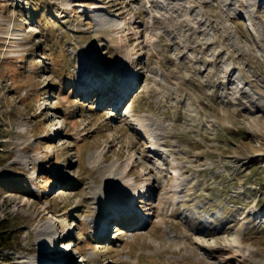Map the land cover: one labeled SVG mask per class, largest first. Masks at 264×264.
Instances as JSON below:
<instances>
[{"label": "rangeland", "instance_id": "rangeland-1", "mask_svg": "<svg viewBox=\"0 0 264 264\" xmlns=\"http://www.w3.org/2000/svg\"><path fill=\"white\" fill-rule=\"evenodd\" d=\"M63 263L264 264V0H0V264Z\"/></svg>", "mask_w": 264, "mask_h": 264}, {"label": "bare ground", "instance_id": "bare-ground-1", "mask_svg": "<svg viewBox=\"0 0 264 264\" xmlns=\"http://www.w3.org/2000/svg\"><path fill=\"white\" fill-rule=\"evenodd\" d=\"M98 8V7H97ZM64 264V263H63Z\"/></svg>", "mask_w": 264, "mask_h": 264}]
</instances>
